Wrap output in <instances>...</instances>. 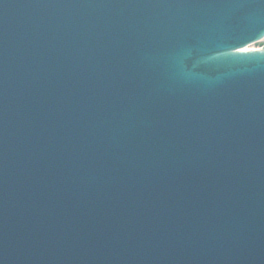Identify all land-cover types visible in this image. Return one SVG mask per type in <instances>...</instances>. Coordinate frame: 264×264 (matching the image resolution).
Here are the masks:
<instances>
[{
    "label": "water",
    "instance_id": "1",
    "mask_svg": "<svg viewBox=\"0 0 264 264\" xmlns=\"http://www.w3.org/2000/svg\"><path fill=\"white\" fill-rule=\"evenodd\" d=\"M264 0H0V264H264Z\"/></svg>",
    "mask_w": 264,
    "mask_h": 264
},
{
    "label": "bare ground",
    "instance_id": "2",
    "mask_svg": "<svg viewBox=\"0 0 264 264\" xmlns=\"http://www.w3.org/2000/svg\"><path fill=\"white\" fill-rule=\"evenodd\" d=\"M254 47H255V45L249 46L246 48V50H255Z\"/></svg>",
    "mask_w": 264,
    "mask_h": 264
},
{
    "label": "rangeland",
    "instance_id": "3",
    "mask_svg": "<svg viewBox=\"0 0 264 264\" xmlns=\"http://www.w3.org/2000/svg\"><path fill=\"white\" fill-rule=\"evenodd\" d=\"M262 44H260V45H258V46H255L254 48H258V47H260Z\"/></svg>",
    "mask_w": 264,
    "mask_h": 264
}]
</instances>
